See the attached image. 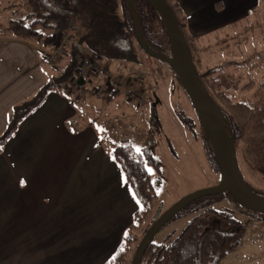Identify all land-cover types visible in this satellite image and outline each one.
<instances>
[{"label":"crops","instance_id":"1","mask_svg":"<svg viewBox=\"0 0 264 264\" xmlns=\"http://www.w3.org/2000/svg\"><path fill=\"white\" fill-rule=\"evenodd\" d=\"M177 1L196 62L206 60L202 48L211 35L225 27L232 32L229 26L260 2ZM46 51L0 36V132L11 107L50 76ZM228 55L232 61L237 50ZM71 90L49 89L0 145V264H102L138 206L110 154L113 142H104L93 119L77 112Z\"/></svg>","mask_w":264,"mask_h":264},{"label":"trees","instance_id":"2","mask_svg":"<svg viewBox=\"0 0 264 264\" xmlns=\"http://www.w3.org/2000/svg\"><path fill=\"white\" fill-rule=\"evenodd\" d=\"M133 1L147 44L168 52L166 33L157 12L147 0ZM166 1L187 40L185 15L178 1ZM25 3H27L25 14L8 19L6 24L14 38L27 42L37 41L40 46L47 47L52 41L51 31L58 30L65 31L69 40L65 45L64 59L58 61L55 67L47 65L51 71L47 80L30 95L32 97L29 96V101L25 104L16 103L9 110L12 117L0 133V145L15 128L18 120L37 105L49 89L65 90V85L69 84L76 63L82 55L80 54L82 49L97 52L100 56L98 59L100 65L109 70L112 82L110 89L112 91L123 89L125 95L132 97L131 100L137 104H140L145 93H142L141 86L144 82L139 76L147 73L149 65L137 55L136 50L142 56L156 58L164 64L184 91L180 79L169 65L142 49L137 42L125 0H25ZM132 39L136 43V49ZM190 54L195 64L191 51ZM195 67L197 69L196 64ZM217 69L219 65H213L203 71L197 69V73L204 87L220 105L229 124L235 148L236 141L241 139L250 166L264 179V79L254 87V100H233L220 87ZM131 90L140 96V100L129 95ZM194 114L196 116V113ZM187 118L188 116H185V121ZM188 125L191 126V122ZM205 142L207 144V141ZM139 149L140 151H137L129 142H119L114 144L110 151L129 183L138 206L122 232L116 249L102 264L130 263L132 254L128 257L127 253L131 249V244L137 240L133 228L145 218L155 195L158 180L151 175L148 166L150 164L157 166L156 159L148 146H140ZM207 153L212 169L218 173L217 164L209 147ZM245 182L256 191L264 193V188H257ZM219 197H225L232 205L242 208L232 200L228 192L201 195L192 199L174 214L193 213L182 229L167 241L156 242L152 239L144 249L139 264H219L223 256L238 244L243 229V224L228 210L212 205ZM161 210L159 207L156 208L150 222ZM254 213L264 216L262 213ZM149 223L147 222L144 230ZM125 232L128 233L127 236L124 235ZM136 244L137 242L134 245ZM121 247L122 252L119 251ZM113 256H116L115 260H112Z\"/></svg>","mask_w":264,"mask_h":264},{"label":"rangeland","instance_id":"3","mask_svg":"<svg viewBox=\"0 0 264 264\" xmlns=\"http://www.w3.org/2000/svg\"><path fill=\"white\" fill-rule=\"evenodd\" d=\"M26 9L25 0H0V36L11 35L6 26L8 19L23 16ZM241 25L243 29L239 31ZM229 27H233L232 32L230 28L225 27L210 36L208 44L202 48L206 60L195 64L199 71L215 64L219 65L216 73L220 78V87L233 100H254V87L264 79V0H260L259 5L254 7L250 14ZM60 32L67 35L65 31H51L52 41L46 47L47 51L56 43L53 34ZM233 40L237 42L234 43ZM132 42L136 49L133 39ZM31 43L39 45L37 41ZM235 49L237 55H233L234 59L228 61L226 56ZM136 51L144 63L149 65L147 73L139 76L145 83L141 86L145 95L143 94L140 104L134 100H126L121 88L113 91L110 89L112 82L109 70L100 65L98 59L95 67L87 71L79 86L72 87L67 93L75 103L77 112L82 114L84 119H93L104 142L108 143L110 139L113 144L129 142L134 148L148 146L156 159L157 166H148L151 175L158 180L155 195L147 215L133 228L137 240L131 244L128 257L133 253L134 244L157 207L161 210L184 193L211 185L218 178L207 153L210 146L207 133L198 118L196 119L185 90L180 88L167 67L159 60L142 56ZM83 53L88 52L82 49L80 54ZM65 56L64 50L56 63L61 62ZM227 57L232 58L231 55ZM56 63L50 65L45 61V65L51 68L55 67ZM30 97L17 103L25 104ZM185 116H188L187 121ZM11 117L12 113H9L7 121L11 120ZM189 122L191 126L188 125ZM243 144L241 139L236 141L235 153L239 172L252 186L264 188V179L250 166ZM212 205L228 210L243 224L238 244L223 256L219 264H264V216L236 207L225 197H219ZM192 214L188 212L172 216L156 230L152 239L156 242L171 239Z\"/></svg>","mask_w":264,"mask_h":264},{"label":"water","instance_id":"4","mask_svg":"<svg viewBox=\"0 0 264 264\" xmlns=\"http://www.w3.org/2000/svg\"><path fill=\"white\" fill-rule=\"evenodd\" d=\"M157 12L164 27L168 52L147 44L133 0H125L133 21L136 39L142 49L162 59L178 76L188 95L196 116L206 131L207 140L218 167L217 181L211 185L190 190L164 207L148 224L137 241L129 264H139L144 249L156 230L192 199L207 194L228 192L242 208L264 214V193L256 191L242 178L235 153L229 124L220 105L200 80L191 57L187 40L183 36L175 15L166 0H147Z\"/></svg>","mask_w":264,"mask_h":264},{"label":"built area","instance_id":"5","mask_svg":"<svg viewBox=\"0 0 264 264\" xmlns=\"http://www.w3.org/2000/svg\"><path fill=\"white\" fill-rule=\"evenodd\" d=\"M53 36H55L56 43L50 51H46L44 54L45 61L50 65L56 63L58 57L64 52V46L69 40L64 32H60L59 34L54 33ZM99 58V54L95 51L83 53L78 61V64L76 65L73 76L70 78V85L76 86L78 77L85 75L88 70L93 69V67H95L96 60ZM129 95L138 97V94L136 95L134 90H131ZM137 99L140 100V96Z\"/></svg>","mask_w":264,"mask_h":264},{"label":"snow or ice","instance_id":"6","mask_svg":"<svg viewBox=\"0 0 264 264\" xmlns=\"http://www.w3.org/2000/svg\"><path fill=\"white\" fill-rule=\"evenodd\" d=\"M137 151H140V149H139V148H137ZM113 158H114V157H113ZM126 182H127V181L125 180V183H126ZM21 183L23 184V181H22ZM124 235H125V236H127V235H128V233H127V232H125V233H124ZM119 251H121V252H122V251H123V247H121ZM115 259H116V256H113V257H112V260H115Z\"/></svg>","mask_w":264,"mask_h":264}]
</instances>
